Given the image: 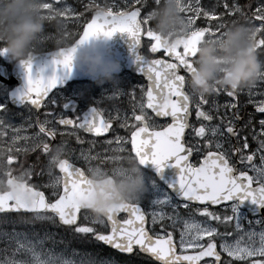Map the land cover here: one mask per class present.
<instances>
[{
    "label": "snow or ice",
    "instance_id": "obj_1",
    "mask_svg": "<svg viewBox=\"0 0 264 264\" xmlns=\"http://www.w3.org/2000/svg\"><path fill=\"white\" fill-rule=\"evenodd\" d=\"M157 2L154 0L151 9ZM41 7L58 14L67 25H76L72 32L77 36V44L97 36L110 38L114 33H125L134 63L138 64L137 71L147 84L138 85L140 99H136L134 90L125 93L115 89L103 95L113 99L127 94L132 100L127 112L113 108L105 114V109L92 104L84 112L72 108L71 115L46 110L41 119L33 110L42 106L48 109L59 101H66L63 109L71 108L67 97L59 95L57 99V84L63 83L72 71L74 47L58 49L51 56L45 53L47 58L35 70L32 58L21 61L24 84L10 99L15 105L27 107L29 114L14 124L9 119V105L0 102V181L8 186L0 189V223H7L8 214L14 213L15 219L25 223L41 221L69 226L70 234H75L73 238L102 243L123 259L101 255L99 251L78 252L75 248L71 255H66L67 249L56 251L44 246L46 240H53L51 235L30 236L13 229L0 231L5 242L3 251L11 250L10 256L5 254L0 259V264H132V256L139 254L152 258L156 264H231L229 260L222 261L221 253L232 261L264 264V118L257 119L249 112L239 123L242 117L237 93L247 92V103L261 114L264 98L251 99L256 95L253 84L239 90L234 86L217 89L215 93L223 91L232 98L226 107L235 111L230 116H214L220 107L215 100L205 110L207 98L193 100L186 86L197 44L220 36L228 18L234 15L243 17L251 28L256 54L264 53V0H256L254 7L238 0H180L188 31L174 46H167L152 31L147 0H79L81 10L66 0H42ZM101 8L102 11L98 10ZM84 12H90V18L84 17ZM198 18H202V23H197ZM142 38H147L148 52L159 55L148 59L136 54ZM257 77L264 81V71ZM260 95L264 97V90ZM193 111L195 120L190 118ZM114 120L130 135L104 137L110 131L115 133ZM33 127L36 130L29 132ZM57 132L61 139L50 143ZM80 133L102 137L99 143L104 146L103 152L112 154L81 148L76 158L84 161V167L77 166L68 157L74 149L64 137H74L78 144H83ZM248 136L255 142L254 148H250ZM87 143L95 146L98 141L89 139ZM37 150L45 155L44 164H39L37 157L35 165L23 170L12 167L16 154ZM193 154L198 157L197 163L190 160ZM257 156L258 164L254 162ZM129 157L154 173L147 193L138 201L114 205L102 218L89 216L81 206L93 191L89 175L93 171H119ZM105 161L114 162V166L102 168ZM34 167L39 170L34 171ZM45 174L47 179L41 180ZM33 175L35 180L31 179ZM143 199L148 201V211L143 208ZM216 205H221L222 211L210 208ZM120 212L126 214L124 218L117 216ZM79 215L91 223L79 222ZM97 223L106 230L92 226ZM146 224L159 225L160 231ZM220 225L231 230L221 231ZM77 255L78 259L72 258Z\"/></svg>",
    "mask_w": 264,
    "mask_h": 264
},
{
    "label": "clouds",
    "instance_id": "obj_2",
    "mask_svg": "<svg viewBox=\"0 0 264 264\" xmlns=\"http://www.w3.org/2000/svg\"><path fill=\"white\" fill-rule=\"evenodd\" d=\"M41 4L42 0H0V58L20 65L21 61L34 60L41 54L51 56L58 49L74 47L72 66L98 84L112 80L118 65L106 60L89 39L77 44V36L65 21L43 9ZM149 21L152 31L167 46H174L188 31L180 0H158L149 11ZM46 27L52 31L46 32ZM251 31L245 23L229 22L220 36L197 44L191 61L193 70L186 78L187 89L193 97L233 86L239 90L257 80V74L264 71V62L257 58ZM89 179L93 191L81 206L97 219L118 203L142 199L152 183L146 179L142 166L131 157L119 171H93ZM7 187L0 181V189Z\"/></svg>",
    "mask_w": 264,
    "mask_h": 264
},
{
    "label": "flooded vegetation",
    "instance_id": "obj_3",
    "mask_svg": "<svg viewBox=\"0 0 264 264\" xmlns=\"http://www.w3.org/2000/svg\"><path fill=\"white\" fill-rule=\"evenodd\" d=\"M247 2L251 3L250 6L254 7L256 0H247ZM245 5V4H243ZM235 19L237 22L240 23H245L243 17H236L235 15L231 20ZM229 20V22H231ZM141 55H144L148 58H154L153 56L150 55V52L147 50V39L143 38L142 39V49H141ZM257 58L264 62V53H257ZM16 68V63L15 62H9L6 58H0V102H5L9 105V119L12 123L14 124H19L22 122L29 114V109L27 107H17L15 106L10 99V93L16 90L20 84L16 81V78H14V72ZM18 75V74H15ZM143 83L144 85L147 84L145 79L142 77H137L133 75L130 72H123L122 74L118 75H113L112 80H106L103 83L98 84L97 82H88V81H83V82H73L71 84H68L62 89L59 90V94L57 96V99L59 95L65 96L68 98V101L71 102V108L70 109H63L62 104L65 103L66 101H59L55 105H50L48 109H45L43 106L39 110H33L34 113L39 115L41 119H43V113L51 110H55L58 113H63V114H69L71 115V110L72 108L79 109L80 112H84L87 110L89 106L92 104L94 106L101 107L102 109H105V114H107V110L113 109V108H119L123 111H128L131 107L132 100L131 98L125 94L122 95L118 98H113L109 99L106 96L110 94L113 90L119 89L121 92H130L133 90H136L139 92L138 95H136V99H140V89L135 87V84H140ZM264 90V81L256 80L253 83L252 91L256 93V95L252 96L251 99L253 100H260L264 97H261L260 92ZM56 91V90H55ZM54 91V92H55ZM52 94H50L51 96ZM206 103L203 105L205 110H208L211 105L212 101L215 100L216 104L219 105V109L217 112L213 113L215 115H231L232 111H235L234 109L229 111L226 107L227 102H231V97H228L223 91L219 93H213L210 95L205 96ZM48 99V98H47ZM46 99V100H47ZM196 97H193V100H195ZM249 99L247 92H238L237 93V107L240 109V115L242 117L241 121L239 123L243 122V118L247 116V113L251 112L254 113L255 117L258 118H264V114L261 113H256L255 108L252 104L247 103V100ZM99 100V104H96L95 101ZM192 120H195V115L194 111L190 117ZM213 122H216L215 120ZM119 122L118 121H113L112 122V127L115 130V133L112 131L110 134L106 137H110L113 134L116 135H130V133H127L124 128H121L118 126ZM60 127V126H57ZM36 129L30 128L28 129L29 132H33ZM121 131V133H120ZM247 131V129H245ZM80 135L84 139L83 144H78L75 140L74 137H64L68 141V145L74 149V151L68 153V157L70 160H72L74 163H76L77 166L84 167V161L82 159H77L76 154L80 151L81 148H85L87 146V140L89 139H96L99 143V141L102 139L98 137H91L90 135L86 133H80ZM61 139L59 132H57L56 136L50 141V143L55 144ZM250 148L255 147V142L251 140V137H247ZM130 148V144L128 145ZM15 154V153H14ZM17 155V160L13 162L12 167L17 170H23L27 168L29 165H35L37 163V157H39V164H44L45 163V155L42 152L34 151V152H27V153H22V154H16ZM121 155H126V153H121ZM191 161L193 163L198 162V157L193 154ZM254 162L257 164L259 163V158L258 156L254 158ZM0 164H2V161H0ZM109 163H106L108 165ZM114 166V162L112 164ZM105 166L104 163L100 165ZM237 167H242L241 165L237 164ZM39 170L38 168L34 167V171ZM53 172L58 174V170L53 169ZM144 175L150 176L155 178L154 174L148 172L146 169L143 168ZM251 174V173H250ZM33 180L36 179V177L33 175L32 178ZM47 176L41 177V180H46ZM249 217H251V214H248ZM225 258V255H223Z\"/></svg>",
    "mask_w": 264,
    "mask_h": 264
},
{
    "label": "water",
    "instance_id": "obj_4",
    "mask_svg": "<svg viewBox=\"0 0 264 264\" xmlns=\"http://www.w3.org/2000/svg\"><path fill=\"white\" fill-rule=\"evenodd\" d=\"M89 43L94 44L95 47L101 52V54L104 56V58L106 60L111 61V62H115L118 65L119 70L117 72H115L114 74H121L123 71H129L132 74L143 77V74L137 71L138 64L134 63V54L132 51H130L129 38L125 33L117 32V33H114L110 38H104L102 36H97L94 40H93V38H89ZM140 49H141V45L139 46V48H137L135 50L136 54H140L139 53ZM158 54L159 53L152 54V55L157 56ZM46 58L47 57L45 54H41L40 56H37L33 60V69L35 70V68L37 66L42 65L43 61ZM16 74H18V75H14V78H16V81L20 84V86L17 88V89H19L24 84L23 72H22L21 66L19 64H17ZM45 74H47V73H45ZM84 80L96 82V80L89 78L88 76L84 75V73L82 72L81 69H79L75 65H73L70 75L63 81V83L57 84V89L63 88L68 83H71L73 81H84ZM145 80H146V78H145ZM146 82H147V80H146ZM16 90H14L13 92L10 93V97H11L12 93H14ZM45 99H47V97ZM11 102L13 103L12 100H11ZM190 160H191V157H190ZM165 171L167 172L168 170L166 169ZM220 206L221 205H216V206H212V207H220ZM123 214H125V213L120 212V213H117V216L119 217L120 215H123ZM146 219H147V217H146ZM78 220L80 221V215L78 216ZM147 225L148 224H146V227H147ZM63 226H65V225H63ZM66 227H69V226H66ZM221 257H222V255H221ZM204 259L206 260L208 258H204Z\"/></svg>",
    "mask_w": 264,
    "mask_h": 264
},
{
    "label": "rangeland",
    "instance_id": "obj_5",
    "mask_svg": "<svg viewBox=\"0 0 264 264\" xmlns=\"http://www.w3.org/2000/svg\"><path fill=\"white\" fill-rule=\"evenodd\" d=\"M209 1L210 0H206L207 3ZM53 2H55V0H53ZM197 23H202V19L201 20H197ZM70 24H73V23L69 22L68 26ZM245 24H246V22H245ZM138 85H144V84L143 83L135 84L136 88L140 89ZM134 92H135L136 95L139 94V92H137L136 90H134ZM124 112H126V111H124ZM120 133H121V131H120ZM90 147L92 148V151H94V152H100L102 155L112 154L111 152L104 153L103 152V147L104 146L101 145L100 143H97L95 146H90L87 143V146L84 149L87 150ZM90 163L93 164V165H96V164H99V161H90ZM106 163H108V162L105 161L104 162V165L105 166H102V168L110 169L113 166L112 164L106 165ZM145 177L148 180H150L152 178V177L147 176V175H145ZM141 203H144L145 204L146 210L148 211V201H147V199H143L141 201ZM216 210L217 211H222V208L221 209H216ZM88 214H89V216H92L89 212H88ZM8 216H9V220H8L7 223H0V231H9L10 232L13 229H15L17 231H24V232L28 233L30 236L33 235V234L40 235V236L51 235L53 237V240L55 241V243H53V240H46L44 246L45 247L53 248L56 251H61V250L67 249L66 255H71V249L72 248L77 249L78 252H84V251H89V252H93V253L97 252V250L78 249L76 246H73V245L69 244L68 240L74 239L73 237L75 235V234H70V231H62V230H58V229H54V228H49V227H47L45 229H36L34 227L35 224L25 223V222H24L25 224H23V221H20L19 222L18 220L15 219V217L13 215H8ZM82 221H84L83 220V216H82ZM18 223H22L23 227L21 225H19ZM85 223L86 224H90L91 221L90 220L89 221H85ZM29 224L32 225L33 227L30 226ZM93 226H95L99 230H106V229H104L103 226H101L98 223L97 224H94ZM244 226H245V228H247V221L244 222ZM219 227H220V230L221 231H226V230L230 231L231 230V229L225 228L224 225H220ZM149 228H152L153 230H156V231H160L159 225L149 224ZM256 230H259L258 227L256 228ZM175 235L177 236V239H178L179 233L176 232ZM4 248H5V242L3 241L2 238H0V259H2L5 254H7L9 256L11 255V250L9 249L7 252H5V251H3ZM188 251L191 252V250H188ZM99 253L101 255H105V253H101V252H99ZM17 255H20V254H17ZM72 258L73 259H78L79 257L77 255V256H74ZM118 259H120V258H118ZM227 260L231 261V264H244V262H242V261H232L231 258H229V257H227Z\"/></svg>",
    "mask_w": 264,
    "mask_h": 264
},
{
    "label": "trees",
    "instance_id": "obj_6",
    "mask_svg": "<svg viewBox=\"0 0 264 264\" xmlns=\"http://www.w3.org/2000/svg\"><path fill=\"white\" fill-rule=\"evenodd\" d=\"M69 4H71L73 7H75L77 10H81L80 7H79V0H66ZM210 3H217V0H210L209 1ZM239 3H241L242 5L245 4V5H251V3H248L246 0H238ZM147 4H148V9L146 10H150L151 7L154 5V0H147ZM83 16L84 17H89L90 18V12H84L83 13ZM83 19V17L81 18ZM202 18H198V20H201ZM69 28L71 30H76V25L75 24H70L69 25ZM80 31H82V28L79 29ZM45 31L46 32H51L52 29L50 27H46L45 28ZM43 50H47V48L43 49ZM150 264V262L145 259V258H142L141 261H136L135 264Z\"/></svg>",
    "mask_w": 264,
    "mask_h": 264
}]
</instances>
